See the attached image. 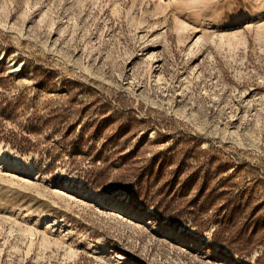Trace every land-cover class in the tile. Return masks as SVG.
<instances>
[{"label":"rangeland","instance_id":"374dc122","mask_svg":"<svg viewBox=\"0 0 264 264\" xmlns=\"http://www.w3.org/2000/svg\"><path fill=\"white\" fill-rule=\"evenodd\" d=\"M0 74V264H255L211 236L229 188L264 227V0H0Z\"/></svg>","mask_w":264,"mask_h":264},{"label":"trees","instance_id":"16d2710c","mask_svg":"<svg viewBox=\"0 0 264 264\" xmlns=\"http://www.w3.org/2000/svg\"><path fill=\"white\" fill-rule=\"evenodd\" d=\"M24 64L21 71H24ZM38 68L36 67L34 69V72H36ZM5 78H8L7 76L3 77L0 74V140H4L5 142L9 143L12 147L19 150L20 153H27L30 150L33 149H39L43 150V148H40L38 145V137H35V141L30 138V136L26 135H20L17 133H14L8 129H6L4 121L6 118H10L8 110L12 107L10 97L7 96L6 92L8 91V86L4 85L3 81L6 80ZM36 85L40 86L43 80H39V77L37 76ZM3 82V83H2ZM20 99L26 98L24 95L20 94L18 95ZM31 118V119H30ZM30 118L28 117L25 121L24 129L27 130V135H30L29 133L35 132V130H38L37 124L43 123L45 126H50L54 120L55 117H49L44 122L42 121L41 115H39L38 110H33L30 112ZM33 123H35V126H32ZM31 125V126H30ZM55 124H53L54 126ZM57 125V124H56ZM53 128V131L56 130ZM2 133V134H1ZM121 148V146H120ZM119 146L113 147L112 150H110L108 156L112 157L114 155L119 154L120 151ZM46 155L50 156V150L48 148H45ZM100 151H106V149H102ZM107 153V152H106ZM128 156L134 157L132 153L124 156L122 158H127ZM52 160V158L50 159ZM105 163V162H103ZM165 164L164 162H161V165ZM181 169V168H180ZM155 172V173H153ZM149 177L150 180H153L154 183L157 185V188H162L163 182H161L160 172L156 173V171H153ZM143 174H138L136 176L135 186L137 188H140L142 180H143ZM173 182V181H172ZM142 187V186H141ZM207 188L206 185H204L201 189ZM230 192L224 191L220 195H226L229 194L230 200L228 203H225L221 206V210H225L224 215L222 218L215 222V228L212 232L211 239L213 241L219 242L220 244H224L227 246V248L231 249L232 252H235L239 254L240 256H248L251 254L254 248L257 246L264 245V227L259 224V222L255 223L253 222V219L250 220L243 219L242 216L246 211H248L250 206V198L246 195V193H243V191H237L232 192L233 188H229ZM206 192L203 191V193L199 192L198 196H207L208 199L211 198L210 194H205ZM217 194V193H216ZM139 195V194H138ZM140 195H142L140 193ZM161 193L158 191L156 192V195L150 194L149 201L150 204L152 201L155 200L157 196H160ZM224 206V208H223ZM156 208V206H154ZM159 207L156 208L158 210ZM167 210L170 213H173L170 215L172 218H181L185 217L189 219L192 223V225L195 227V230L197 232H203L206 230L205 226H203L201 219L202 213L207 212V208L205 206H198L197 204L191 205H185V207L182 208H173L172 206H165L163 211ZM169 215V214H167ZM253 216V214H251ZM255 264H264V248L260 254L256 256Z\"/></svg>","mask_w":264,"mask_h":264},{"label":"bare ground","instance_id":"6f19581e","mask_svg":"<svg viewBox=\"0 0 264 264\" xmlns=\"http://www.w3.org/2000/svg\"><path fill=\"white\" fill-rule=\"evenodd\" d=\"M18 68H19V67L17 66V69H18ZM1 156H2V155H1ZM1 156H0V157H1ZM25 158H26V157H25ZM17 159H18V157H17V156H15V157H14V160H17ZM2 161L4 162V161H5V159H2Z\"/></svg>","mask_w":264,"mask_h":264}]
</instances>
